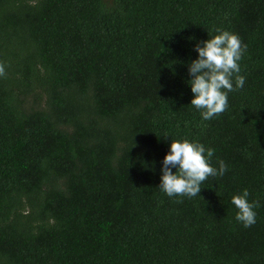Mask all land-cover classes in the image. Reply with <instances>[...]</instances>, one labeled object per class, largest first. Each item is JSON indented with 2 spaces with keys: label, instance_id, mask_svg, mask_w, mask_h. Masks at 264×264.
I'll use <instances>...</instances> for the list:
<instances>
[{
  "label": "trees",
  "instance_id": "1",
  "mask_svg": "<svg viewBox=\"0 0 264 264\" xmlns=\"http://www.w3.org/2000/svg\"><path fill=\"white\" fill-rule=\"evenodd\" d=\"M216 29L245 83L204 121L188 67ZM0 62V264H264V0H0ZM185 139L227 171L168 197Z\"/></svg>",
  "mask_w": 264,
  "mask_h": 264
},
{
  "label": "clouds",
  "instance_id": "2",
  "mask_svg": "<svg viewBox=\"0 0 264 264\" xmlns=\"http://www.w3.org/2000/svg\"><path fill=\"white\" fill-rule=\"evenodd\" d=\"M217 35L195 46L198 58L191 61L188 72L193 99L191 105L201 110V117L209 121L228 108V93L244 86L245 77L239 75V61L246 51L239 36L226 30L216 29ZM5 65L0 62V77H5ZM233 77L235 87L233 86ZM214 150L199 142L171 141L169 152L162 161L159 189L168 197L197 196L201 185L209 177H222L227 166L220 160L219 167L210 163ZM176 171L173 172L172 169ZM247 189L231 197L237 209L235 219L248 228L256 222L255 208L259 201L249 202Z\"/></svg>",
  "mask_w": 264,
  "mask_h": 264
}]
</instances>
